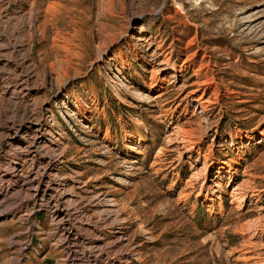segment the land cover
<instances>
[{
    "label": "rangeland",
    "instance_id": "374dc122",
    "mask_svg": "<svg viewBox=\"0 0 264 264\" xmlns=\"http://www.w3.org/2000/svg\"><path fill=\"white\" fill-rule=\"evenodd\" d=\"M8 140L0 264H264V0H0Z\"/></svg>",
    "mask_w": 264,
    "mask_h": 264
},
{
    "label": "bare ground",
    "instance_id": "6f19581e",
    "mask_svg": "<svg viewBox=\"0 0 264 264\" xmlns=\"http://www.w3.org/2000/svg\"><path fill=\"white\" fill-rule=\"evenodd\" d=\"M138 40H140V41H142L143 40V38H138ZM16 133L13 135V136H11V137H9V139L10 138H17L16 136ZM14 139V140H15ZM17 142V141H16ZM32 145V144H31ZM30 145V146H31ZM29 146V145H28ZM6 151H5V153L3 154V155H1L0 154V196L2 197V195H4V193H5V190H4V187L5 186H2L1 184L2 183H6V185H8V186H10V184H11V186L12 185H14V184H17V186L16 187H18V190H21V189H29L30 187H31V185L34 183V185H35V188H34V190L36 191V192H39V187H40V183L39 182H37V181H35V180H33V179H31L29 182V185H28V182L26 183V180H27V176L24 178L23 177V175H21V171L19 170V162H18V160H20V158L19 157H25L23 154H21L22 152H24V150H22L21 148H18V146H17V148H15L16 147V145H13L9 140H8V142H7V144H6ZM11 147H13L12 149H11ZM32 147V146H31ZM28 148V147H27ZM0 151H1V149H0ZM25 153H27V152H25ZM28 153L30 154V155H32V157H31V159L30 160H33L34 159V157H37V156H39V155H35V152H34V150H32V151H28ZM48 155V154H47ZM26 160V159H25ZM25 160H23V162L21 161V163H25ZM32 168H34V167H32ZM45 168V167H44ZM47 168V167H46ZM45 168V169H46ZM34 173V172H33ZM29 175H30V173H29ZM42 175V174H41ZM25 176V175H24ZM35 177V176H34ZM31 178V177H30ZM37 178V175H36V177H35V179ZM38 179V178H37ZM49 182V181H48ZM47 182V183H48ZM13 183V184H12ZM60 183V182H59ZM56 184V183H55ZM54 184V185H55ZM59 186H61L60 184H58ZM63 185V184H62ZM10 186V187H11ZM46 187H47V184H46ZM47 188H49V187H47ZM46 188V189H47ZM7 189V188H6ZM51 189V188H50ZM56 189H58L59 190V187H57L56 185H55V187L54 188H52L51 190H55L56 191ZM57 190V191H58ZM63 192H62V194L64 193V194H66V192H65V190H64V186H63V189H61ZM33 191V190H32ZM46 191V190H45ZM54 192V191H53ZM34 195H35V193H34ZM33 195V196H34ZM63 196V195H62ZM51 197V196H50ZM52 202H54V204H53V208H52V212L54 213V217H55V220H56V218H58L60 215H59V213L60 214H62V212H61V209L60 208H58V207H56V208H54L55 207V205H56V201H54V198H52L51 197V199H49L48 200V203L49 204H51ZM47 203V204H48ZM65 203H67V202H65ZM62 204H63V202H62ZM62 206V205H61ZM64 207H66V206H64ZM63 209V208H62ZM64 210V209H63ZM70 210V209H69ZM74 210V209H73ZM73 212V211H72ZM81 213H79V215H80ZM83 215V214H82ZM81 215V216H82ZM57 216V217H56ZM72 216V215H71ZM75 216H77V215H75ZM59 220H58V225H59V227L60 228H63L64 227V225L66 226V224L63 222L64 220L62 219V218H58ZM69 220V219H68ZM81 222V221H80ZM71 225V224H70ZM70 225H67V228H66V230L63 232V234H64V237H65V242L64 243H67L69 240H70V237H71V235H73V228H72V226H70ZM76 247V246H75Z\"/></svg>",
    "mask_w": 264,
    "mask_h": 264
}]
</instances>
